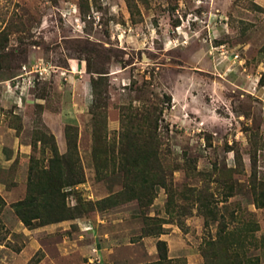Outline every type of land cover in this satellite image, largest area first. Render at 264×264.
<instances>
[{"label":"rangeland","instance_id":"rangeland-1","mask_svg":"<svg viewBox=\"0 0 264 264\" xmlns=\"http://www.w3.org/2000/svg\"><path fill=\"white\" fill-rule=\"evenodd\" d=\"M1 31L7 41L0 51V103L1 83L22 65L40 59L65 68L67 60H80L88 71L84 77L95 81L88 111L93 104L105 105L110 141L121 108L160 110L157 132L168 180L166 191L154 189L150 205L127 202L100 209L96 202L116 194L121 178L95 175L88 114L76 138L83 182L65 190L71 216L63 226L25 228L11 205L24 198L27 173L18 167L0 169L7 186L20 182L12 185L11 197L0 196L5 203L0 264L43 259L42 264H93V258L106 264L114 253L108 250L116 245L121 258L138 262L154 244L140 239L170 230L177 236L176 247L199 254L203 264L200 251L217 224L205 226L192 201L194 189L211 196L210 207L228 230L257 224V232L246 234L243 250L264 264V249L259 248L264 237V0H0ZM232 55L240 64L232 63ZM57 73L38 80L19 106L5 97L11 106L0 107V115L15 129L12 135L30 144L31 167L47 166L50 133L40 121L39 106L27 105L24 113L31 122L19 136L14 107L32 95L47 97ZM253 184L258 201L263 192L261 208L253 205ZM230 187L232 196L225 199ZM45 228L49 232L41 231ZM57 246L66 252L59 254ZM158 252L162 255L163 249ZM184 260L181 255L149 264Z\"/></svg>","mask_w":264,"mask_h":264},{"label":"trees","instance_id":"trees-1","mask_svg":"<svg viewBox=\"0 0 264 264\" xmlns=\"http://www.w3.org/2000/svg\"><path fill=\"white\" fill-rule=\"evenodd\" d=\"M6 41V35L1 31L0 51L3 50ZM86 72H88L87 68ZM90 85L94 93L93 79H90ZM105 109L103 104H93L88 111L91 117L90 155L95 175L102 178L106 174H118L121 178V188L116 194L96 204L100 205V209L127 202H134L140 207L150 205L154 198V189L162 188L166 191L168 180L161 161L162 145L157 132L160 110L153 106L121 108L119 128L110 141L106 130ZM63 133L65 153L57 152L53 136L49 134L50 158L47 159V166L31 167L29 159L25 196L11 205L15 217L27 229L64 221L71 216L70 209L65 203V190L81 184L83 174L77 156V128L65 126ZM250 189L254 207L261 208L263 192L259 195L258 201L254 184ZM192 191L195 192L192 201L197 204V210L203 217L205 226L209 222L217 224L215 234L213 237H208L205 247L200 251L203 264H260L257 254L248 255V252L243 250L246 234L257 232V224L248 225L250 227L248 229L247 226L242 225L239 230H228V223L222 216H217L210 207L208 198L211 196L205 194V190ZM231 192L230 187L224 198L231 197ZM4 205L0 197V212ZM158 234L160 233L155 235L146 233L145 236L156 237ZM261 240L263 243L259 248L264 249V237ZM158 247L163 249L162 255H159ZM156 250L158 261L166 260L164 242H156Z\"/></svg>","mask_w":264,"mask_h":264},{"label":"crops","instance_id":"crops-1","mask_svg":"<svg viewBox=\"0 0 264 264\" xmlns=\"http://www.w3.org/2000/svg\"><path fill=\"white\" fill-rule=\"evenodd\" d=\"M54 67L53 72H58L54 76L52 83L49 82L48 86V96H35L32 95V100L24 102L21 107L17 108V115L20 117V126L22 134L23 130L31 122V118L24 113V110L28 108L27 105L31 107L39 106V117L41 123L48 129L49 133L53 136L57 152L63 154L66 151V144L64 139L63 129L65 126L76 127L77 135L80 134V125L82 123H88V107L91 104V88L89 78H85L88 74L85 71L84 64L80 60H67L66 66L64 67ZM3 81L1 95L4 100H1L0 107L4 110L11 106L10 102L5 100L6 96L4 93ZM51 95V96H50ZM50 96V97H49ZM57 99V103L53 99ZM0 169L7 170L8 167H18L23 169V172L27 173V168L29 167V158L31 153V147L29 143L19 141V137L12 135L15 129L7 124L8 120L4 119L3 115H0ZM78 140V137H77ZM17 182L12 181V185ZM6 182L0 180V196L11 197L12 192L16 187L20 186V182H17V186L12 185L7 186ZM12 186V187H11ZM15 193V192H14ZM17 202V201H16ZM58 226H63V222H57ZM48 228L41 229V231L49 232ZM146 237V236H145ZM176 234L174 230L163 231L156 237H146L141 238L142 242H152L154 244L149 245L148 249H144V256L141 257L140 261H135L134 258H121L119 251V246H114L108 251L114 252L113 255L106 257V264H149L150 262H157V250L156 242L161 241L165 244L166 249V260L170 261L179 256H184L185 264H200L201 258L199 254H194V252L186 251L176 247ZM150 240V241H147ZM177 249L175 251V248ZM174 248V249H173ZM24 250V249H23ZM21 251V254L23 253ZM59 254L66 252L62 247L57 246L55 249ZM46 257V256H45ZM142 259H146L142 260ZM44 259L39 261L37 264H42Z\"/></svg>","mask_w":264,"mask_h":264},{"label":"built area","instance_id":"built-area-1","mask_svg":"<svg viewBox=\"0 0 264 264\" xmlns=\"http://www.w3.org/2000/svg\"><path fill=\"white\" fill-rule=\"evenodd\" d=\"M232 63L240 64V60L237 55H232ZM54 67L43 63L40 59L36 60L33 64L26 66L22 65L20 67L19 73L12 77L10 80L6 81L4 84L5 96L11 98L18 106L21 103V98L28 96L29 91H31L35 83L38 80H42L46 77H50L53 72ZM90 227L85 228L89 230ZM93 264H101L98 258H93L90 260Z\"/></svg>","mask_w":264,"mask_h":264}]
</instances>
